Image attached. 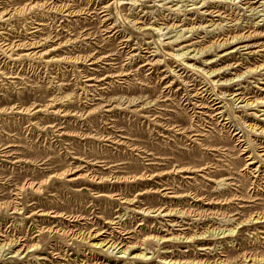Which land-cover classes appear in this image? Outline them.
<instances>
[{
  "label": "rangeland",
  "instance_id": "obj_1",
  "mask_svg": "<svg viewBox=\"0 0 264 264\" xmlns=\"http://www.w3.org/2000/svg\"><path fill=\"white\" fill-rule=\"evenodd\" d=\"M0 264H264V0H0Z\"/></svg>",
  "mask_w": 264,
  "mask_h": 264
}]
</instances>
